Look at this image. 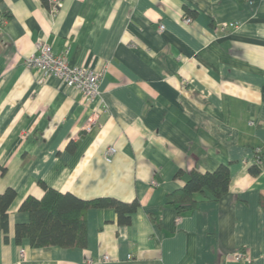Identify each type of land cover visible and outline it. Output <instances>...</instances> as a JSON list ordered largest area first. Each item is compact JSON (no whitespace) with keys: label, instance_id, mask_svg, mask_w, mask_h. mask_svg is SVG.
Instances as JSON below:
<instances>
[{"label":"crops","instance_id":"0c3cea01","mask_svg":"<svg viewBox=\"0 0 264 264\" xmlns=\"http://www.w3.org/2000/svg\"><path fill=\"white\" fill-rule=\"evenodd\" d=\"M1 9L11 17L0 36V193L17 197L0 264H243L236 251L264 264V166L250 170L264 151V0H63L55 16L42 0H2ZM39 40L68 51L71 66L105 70L92 105L25 66ZM97 110L100 127L84 131ZM221 165L224 198L196 194L181 215L167 204L192 171ZM41 182L140 207L124 225L113 208L89 210L85 248H32L16 242L15 226L29 220L22 203L44 196Z\"/></svg>","mask_w":264,"mask_h":264},{"label":"trees","instance_id":"16d2710c","mask_svg":"<svg viewBox=\"0 0 264 264\" xmlns=\"http://www.w3.org/2000/svg\"><path fill=\"white\" fill-rule=\"evenodd\" d=\"M63 1V0H60ZM47 9H51L49 0H42ZM2 0H0V5ZM5 20L11 14L2 11ZM187 15L195 16L192 11ZM256 164L250 167L254 175L259 174L264 166V152L256 153ZM0 172L5 169L0 165ZM230 169L221 165L212 173L191 172L189 180L167 198V204L175 208L179 215L183 214L189 205L193 209L197 205L196 194H202L207 200L218 201L229 192ZM44 196L40 199L29 196L20 206V211L28 213V222L17 223L15 226V240L22 243L28 240L32 248L47 249L60 247L65 249L85 248L88 242L87 212L91 209L113 208L118 214L120 224H129L132 215L140 207L138 200L131 203L122 202L112 197H100L84 200L71 193H62L45 183H40ZM17 197V191L8 188L0 193V232L9 231L10 208Z\"/></svg>","mask_w":264,"mask_h":264},{"label":"built area","instance_id":"2783aa9c","mask_svg":"<svg viewBox=\"0 0 264 264\" xmlns=\"http://www.w3.org/2000/svg\"><path fill=\"white\" fill-rule=\"evenodd\" d=\"M51 4V9H49L52 16H55L62 4L60 0H49ZM2 9L0 5V36L3 34L6 21L2 15ZM185 23L190 24L193 22L192 17L186 15ZM237 24L231 23L228 25L229 28L236 27ZM160 31L165 30L164 25L159 26ZM68 51L62 53H56L53 46L44 40H39L35 44L34 52L27 56L24 60V64L29 69H36L42 75V77H56L62 80L68 87L77 90L85 99V102L90 106L92 105L100 95V81L105 74L103 71H95L84 66H71L69 64ZM107 113L108 109L102 108V113ZM100 112L94 111L90 114L83 130L86 132H91L95 128L100 127L99 123ZM262 153L264 151H258ZM257 152V153H258ZM117 153V149L113 146L107 148L105 152V160L108 163L113 161V157ZM155 183V182H154ZM179 220V219H178ZM24 254V250H22ZM235 262L250 264L252 258L249 254L236 251L231 255ZM109 256H104L103 261H109ZM94 260H88L87 264H95Z\"/></svg>","mask_w":264,"mask_h":264}]
</instances>
